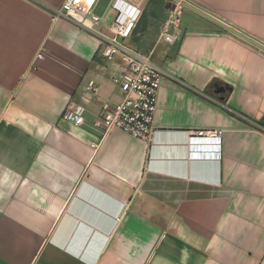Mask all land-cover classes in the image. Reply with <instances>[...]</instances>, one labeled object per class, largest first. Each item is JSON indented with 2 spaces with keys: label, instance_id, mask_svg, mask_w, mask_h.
Listing matches in <instances>:
<instances>
[{
  "label": "crops",
  "instance_id": "crops-1",
  "mask_svg": "<svg viewBox=\"0 0 264 264\" xmlns=\"http://www.w3.org/2000/svg\"><path fill=\"white\" fill-rule=\"evenodd\" d=\"M65 1L0 0V264H264V50L185 7L180 41L160 42L167 8L146 0L131 41L154 43L165 73L157 133L104 136L116 65L97 37L51 21ZM185 1L264 45V0ZM116 16L110 5L96 30ZM207 131L220 158L192 156Z\"/></svg>",
  "mask_w": 264,
  "mask_h": 264
},
{
  "label": "built area",
  "instance_id": "built-area-1",
  "mask_svg": "<svg viewBox=\"0 0 264 264\" xmlns=\"http://www.w3.org/2000/svg\"><path fill=\"white\" fill-rule=\"evenodd\" d=\"M98 1L66 0L62 9L48 7L47 11L52 22L63 20L97 37L105 65H116L117 72L114 73L112 80L119 86L122 100L114 105H103L101 124L104 127V136L118 129L134 138L152 142L157 133L154 122L158 94L165 73L153 62V52L143 53L130 45L146 0H112L110 5L117 12V16L108 33L96 30L99 18L94 14V9ZM182 7L167 9L160 42L174 45L180 41ZM38 57L41 58V55ZM87 90L98 91L94 81L89 82ZM207 98L215 104L224 106L214 97ZM65 119L75 125H82L84 122L81 113L72 107L66 111ZM191 143L192 147H196L192 156L220 158V132H199L196 138H192ZM90 147L98 152L101 142L90 143Z\"/></svg>",
  "mask_w": 264,
  "mask_h": 264
},
{
  "label": "water",
  "instance_id": "water-1",
  "mask_svg": "<svg viewBox=\"0 0 264 264\" xmlns=\"http://www.w3.org/2000/svg\"><path fill=\"white\" fill-rule=\"evenodd\" d=\"M178 4H181L183 7L190 9L192 11H194L195 13L213 21L214 23L220 25L221 27L239 35L240 37L246 39L247 41L251 42L252 44H254L255 46L259 47L260 49L264 50V45L255 41L254 39L243 35L242 33H240L239 31L235 30L234 28L230 27L229 25L223 23L222 21H220L219 19L214 18L212 15L208 14L207 12L199 9L198 7H196L195 5L185 1V0H172ZM112 3V0H99L95 9H94V14L98 17H103L107 11V9L109 8L110 4ZM214 92L216 94H224L226 91H228V87L227 86H222V85H214Z\"/></svg>",
  "mask_w": 264,
  "mask_h": 264
},
{
  "label": "rangeland",
  "instance_id": "rangeland-1",
  "mask_svg": "<svg viewBox=\"0 0 264 264\" xmlns=\"http://www.w3.org/2000/svg\"><path fill=\"white\" fill-rule=\"evenodd\" d=\"M163 7L170 9V8H175V7H182L180 5H178L177 3H175L172 0H164V5ZM121 41V40H120ZM131 45L135 48H138L139 50H141L143 53H148V51L150 50L151 46H153L154 43L150 42V41H137L134 42L133 40L130 41Z\"/></svg>",
  "mask_w": 264,
  "mask_h": 264
},
{
  "label": "trees",
  "instance_id": "trees-1",
  "mask_svg": "<svg viewBox=\"0 0 264 264\" xmlns=\"http://www.w3.org/2000/svg\"><path fill=\"white\" fill-rule=\"evenodd\" d=\"M131 41V40H130ZM131 43V42H130ZM131 45V44H130ZM132 46V45H131ZM135 48V47H134ZM137 50H139L138 48H136ZM139 51H141V50H139Z\"/></svg>",
  "mask_w": 264,
  "mask_h": 264
}]
</instances>
